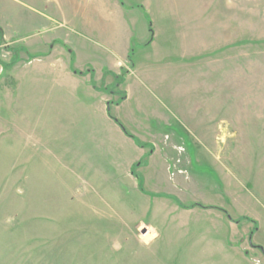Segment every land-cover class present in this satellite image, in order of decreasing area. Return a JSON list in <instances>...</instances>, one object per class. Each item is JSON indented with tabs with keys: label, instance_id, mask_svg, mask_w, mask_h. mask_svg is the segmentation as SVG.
Wrapping results in <instances>:
<instances>
[{
	"label": "rangeland",
	"instance_id": "rangeland-1",
	"mask_svg": "<svg viewBox=\"0 0 264 264\" xmlns=\"http://www.w3.org/2000/svg\"><path fill=\"white\" fill-rule=\"evenodd\" d=\"M0 264H264V0H0Z\"/></svg>",
	"mask_w": 264,
	"mask_h": 264
},
{
	"label": "trees",
	"instance_id": "trees-1",
	"mask_svg": "<svg viewBox=\"0 0 264 264\" xmlns=\"http://www.w3.org/2000/svg\"><path fill=\"white\" fill-rule=\"evenodd\" d=\"M152 42V41H151ZM123 75V74H122ZM122 75H115V78H116V81H117V85H121L122 83H124L125 82V77H124V75L122 76ZM124 98H125V96L123 97V99L122 100H124ZM108 113L110 114V109L108 108ZM115 121H116V123L121 127V129L123 130V132L126 134V135H128V136H130V137H132L134 140H135V138L122 126V124L118 121V120H116V119H114ZM136 143L138 144V145H140L142 148H145V147H151V145H148V144H142V143H140V142H137L136 141ZM140 165H142V163H137L136 164V166H135V168L137 167H139ZM134 175H136L135 174V172H134V170H133V172H132ZM138 178H139V180H140V188H141V190H143L142 189V187H143V179L140 177V176H138V175H136ZM195 207H202L201 205H199V204H196V205H194Z\"/></svg>",
	"mask_w": 264,
	"mask_h": 264
},
{
	"label": "crops",
	"instance_id": "crops-1",
	"mask_svg": "<svg viewBox=\"0 0 264 264\" xmlns=\"http://www.w3.org/2000/svg\"><path fill=\"white\" fill-rule=\"evenodd\" d=\"M39 67H43V65H39ZM46 67H66V66H60V65H49V66H46ZM71 67V66H70Z\"/></svg>",
	"mask_w": 264,
	"mask_h": 264
}]
</instances>
